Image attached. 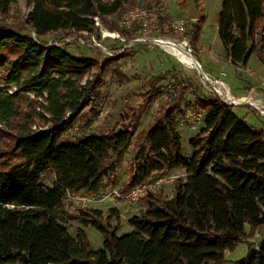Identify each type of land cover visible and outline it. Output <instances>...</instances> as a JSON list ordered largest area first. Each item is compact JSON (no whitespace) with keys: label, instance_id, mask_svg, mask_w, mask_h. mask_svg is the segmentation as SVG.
<instances>
[{"label":"trees","instance_id":"obj_1","mask_svg":"<svg viewBox=\"0 0 264 264\" xmlns=\"http://www.w3.org/2000/svg\"><path fill=\"white\" fill-rule=\"evenodd\" d=\"M17 1L0 0V15H9ZM30 1L22 25L0 24V264H264V239L245 260L225 259L226 251L244 242L247 226H264V129L254 130L217 96L196 95L186 104L183 88L165 101L135 144L136 129L168 71L148 80L142 107L129 109L123 128L66 138L90 104L92 82L81 81L98 62L48 42L93 33L95 17L118 16L130 0ZM196 1L201 14V0ZM178 4L186 7L189 0ZM155 12L152 32L175 36L166 15ZM206 23L201 15L188 24L194 51ZM218 37L235 67L247 66L253 54L264 65V0H223ZM36 107L42 110L38 116ZM186 108L204 116L189 142L191 157L179 132ZM37 117L47 128L33 129ZM132 146L136 154L121 195L179 168L186 170L187 181H176L171 198L163 195L164 186L142 196L138 203L145 210L129 219L133 231L122 236L111 224L120 217L117 208H110L106 219L90 208L68 214L67 196L97 198L106 192ZM64 221L95 227L103 247L93 249L83 228L73 236Z\"/></svg>","mask_w":264,"mask_h":264},{"label":"rangeland","instance_id":"obj_2","mask_svg":"<svg viewBox=\"0 0 264 264\" xmlns=\"http://www.w3.org/2000/svg\"><path fill=\"white\" fill-rule=\"evenodd\" d=\"M200 2L203 10L200 15L205 14L207 16V23L203 29L201 38L200 45L203 46L202 51H195L193 55L201 64V70L185 66L178 60L170 48L167 49L150 43L134 44L118 59L111 57L99 48L92 47L90 44L81 47L77 46L78 43L66 44L65 48L72 54L91 57L98 62L97 67L86 73L84 79L81 81L82 84H85L87 81L92 82L90 104L81 112L79 119L65 133L66 138L71 140L84 134H105L126 126L129 122L128 120H130L127 117L129 109L131 107L135 109L142 107H140L142 103L141 96L149 91L146 86L148 80L163 72L169 71L170 74L159 83L158 91L155 92L157 97L153 98L147 114L141 120L140 126L134 134L133 139L135 144L157 117L165 101L178 90L181 91L183 88H187L186 104L192 101L196 95L215 96L204 85L203 76L204 74H208L209 66L212 67L211 70H214L215 76L219 77L222 73L220 71L221 67L216 69V61L210 57L207 58L206 55L210 54H208L206 45L212 46V50L216 54L223 52L222 55L225 57V50L218 37V14L223 0H201ZM129 3L122 11L123 14L135 7H145L155 11L161 10L171 23L181 18L187 20L188 24L194 21L188 14L189 5L183 7V9L179 6L178 0H130ZM157 3L159 4L158 6H156ZM31 8L32 4L30 0H18L17 3L12 5L9 15L5 17L0 15V24L22 25ZM121 14L106 20L100 19L101 26L96 27L92 34L97 42L99 41L110 48H120L137 36L132 33L131 36L122 34L123 41L122 39L121 41L119 39L115 41L113 40L114 37L104 39L105 36H109V33L115 32L110 25L118 26ZM151 35L175 37L173 35L165 36L161 35V33L153 32ZM51 37L54 38V36ZM111 58H113L112 61L109 60ZM222 69L226 74L225 77L223 76V79L237 99L243 100V98L248 97L264 100V65L256 54H253L248 65L240 68V70L229 64H226ZM241 95H244L243 98H239ZM30 98L34 100L35 97L32 94ZM38 101L41 100L39 99ZM35 110L37 116L42 113L39 107H36ZM233 111L237 116L243 118L254 130L259 131L264 129V116L257 109L243 104L234 106ZM46 118H49V116L46 115ZM179 122V132L182 136L183 146L188 157H191L193 150L189 142L203 127L204 116L202 113L198 114L186 108V117L180 118ZM45 123L46 120L37 117L33 129L40 130L47 128ZM133 148L132 146L129 153L123 158V164L112 175V178L109 179L110 186L107 191L101 193L97 198L92 197L94 199L93 203L89 205L90 209L101 210L104 213V219L107 218L110 208H117L119 210L120 217L111 220L113 226H119L120 228L118 236L131 233L133 228L129 223V219L145 210V207L141 203H138V201L130 202L117 196L120 187L128 183L130 167L136 154ZM187 178L186 170L179 168L156 174L150 183L153 185L152 190L164 186L162 189L163 195L171 198L175 190L176 181L181 179L183 182H186ZM108 202H112V204L108 205ZM71 203L65 202L64 208L68 214L75 215L81 207L75 203ZM64 224L73 236H75L78 228H83L93 249L97 250L103 247V235L95 227L85 226L77 221H64ZM246 231L244 242L235 250L226 251L225 259L227 261L237 262L245 260L248 257L250 248L254 247L257 249L260 241L264 239V226L254 230L247 226Z\"/></svg>","mask_w":264,"mask_h":264},{"label":"built area","instance_id":"obj_3","mask_svg":"<svg viewBox=\"0 0 264 264\" xmlns=\"http://www.w3.org/2000/svg\"><path fill=\"white\" fill-rule=\"evenodd\" d=\"M95 26L100 27L101 22L99 17H95ZM157 22V13L154 10H150L145 7H135L132 9L127 10L123 16L118 21V26L123 31L128 32H135L136 37L133 38L129 43L123 45L121 49L113 50L110 47L105 46L101 42H97L95 40V37H93V33L89 32H82L80 34H74L64 39L62 42H55L50 41L48 42V47L52 45L56 46H62L66 44H74L78 43L80 46H84L86 44L92 45V47H96L101 49L102 51L109 54L111 57H115V55L123 53L125 50L131 48L134 44H153L158 45L165 48H170L171 45H178L182 46L185 50V53L189 56H192L195 53L193 47L190 44V36H189V29H188V22L185 19H178L171 23L173 29L176 32V35L174 38L171 37H161V36H155L151 35L153 27L155 23ZM122 32L115 31L112 33H109V36H105V38L114 37L113 40L117 41L118 39L121 41L124 40L122 38ZM35 36V34H34ZM113 44V43H112ZM116 44V43H115ZM196 62L200 66L201 70V64L199 61L195 58ZM223 76L225 77L226 74L222 72L219 77L212 75V74H204L203 80L204 85L208 87V89L217 97H219L224 103L227 105L234 107L238 105H247L254 109H257L262 116H264V100L263 99H253V98H243L237 99L230 91L229 87L226 85L225 80L223 79ZM200 114V113H198ZM201 117V115H199ZM153 188V185L151 183H147L144 185L137 186L134 190H132L129 193H126L125 195H121L119 192L117 193L118 198L120 199H126L130 202H137L139 199L148 194L149 191H151ZM67 200L75 203L76 205H79L81 208H89V205L93 203V198L90 195L86 194H69L67 196ZM263 240V239H262ZM260 241V243L262 242ZM258 249V247H257Z\"/></svg>","mask_w":264,"mask_h":264},{"label":"crops","instance_id":"obj_4","mask_svg":"<svg viewBox=\"0 0 264 264\" xmlns=\"http://www.w3.org/2000/svg\"><path fill=\"white\" fill-rule=\"evenodd\" d=\"M184 9V8H183ZM203 15H205V14H203ZM206 16V15H205ZM206 26V25H205ZM202 33H203V31H202ZM202 33H201V37H200V42H199V46H198V52L200 51H202V45H200L201 44V38H202ZM222 44V43H221ZM222 47H223V45H222ZM206 49H207V51H208V54H210V55H206L207 56V58H211V59H213V60H215L216 61V63H217V66H216V69L217 68H220L221 67V69H220V71H222V72H224L223 71V69L222 68H224V66L226 65V64H229V65H233L232 63H231V61L230 60H227V57H226V52H225V57L222 55L223 54V52H219L218 54H216L213 50H212V46L210 47V46H208V45H206ZM224 49V48H223ZM234 66V65H233ZM211 68L212 67H208V69H209V71H208V73L209 74H212V75H215V73H214V70H211ZM237 68V67H236ZM238 70H240V68H237ZM225 73V72H224ZM243 96L244 95H241V96H239V98H243Z\"/></svg>","mask_w":264,"mask_h":264},{"label":"bare ground","instance_id":"obj_5","mask_svg":"<svg viewBox=\"0 0 264 264\" xmlns=\"http://www.w3.org/2000/svg\"><path fill=\"white\" fill-rule=\"evenodd\" d=\"M168 49V48H167ZM170 50L173 51L174 55L178 58V60L183 63L185 66L195 67L197 70H200V66L196 62L195 58L192 56H189L185 53V50L182 46L178 45H171ZM171 51V52H172ZM172 53V54H173Z\"/></svg>","mask_w":264,"mask_h":264},{"label":"water","instance_id":"obj_6","mask_svg":"<svg viewBox=\"0 0 264 264\" xmlns=\"http://www.w3.org/2000/svg\"><path fill=\"white\" fill-rule=\"evenodd\" d=\"M188 14L191 19L197 20L200 18V12L198 9V4L196 0H189V9ZM112 202H108V205H111Z\"/></svg>","mask_w":264,"mask_h":264}]
</instances>
